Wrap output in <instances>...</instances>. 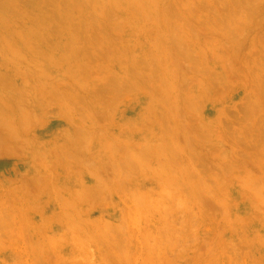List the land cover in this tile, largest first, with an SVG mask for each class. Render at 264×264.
I'll list each match as a JSON object with an SVG mask.
<instances>
[{"label": "rangeland", "instance_id": "374dc122", "mask_svg": "<svg viewBox=\"0 0 264 264\" xmlns=\"http://www.w3.org/2000/svg\"><path fill=\"white\" fill-rule=\"evenodd\" d=\"M0 264H264V0H0Z\"/></svg>", "mask_w": 264, "mask_h": 264}]
</instances>
